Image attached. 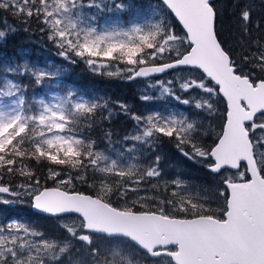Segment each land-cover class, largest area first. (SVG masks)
Returning <instances> with one entry per match:
<instances>
[{
    "label": "snow or ice",
    "instance_id": "snow-or-ice-1",
    "mask_svg": "<svg viewBox=\"0 0 264 264\" xmlns=\"http://www.w3.org/2000/svg\"><path fill=\"white\" fill-rule=\"evenodd\" d=\"M260 4L257 21L255 0H231L237 34L230 44L214 0H156L143 22L135 0H0V13L25 24L35 19L65 64L143 80L158 95L145 92L142 102L184 107L133 112L63 85L60 67L26 59L0 65V204L27 202L58 233L22 219L0 222V264H116L117 257L122 264H264ZM25 78L63 94L30 97ZM113 112L132 128L118 140L105 131L101 149L92 133ZM164 143L200 166L211 186L193 191L183 179H166L158 153ZM34 165L47 169L43 183ZM6 178L20 182L13 187Z\"/></svg>",
    "mask_w": 264,
    "mask_h": 264
},
{
    "label": "trees",
    "instance_id": "trees-1",
    "mask_svg": "<svg viewBox=\"0 0 264 264\" xmlns=\"http://www.w3.org/2000/svg\"><path fill=\"white\" fill-rule=\"evenodd\" d=\"M216 4L221 9L222 13L219 24L221 32L224 37L229 39L230 44H234L237 29L234 25V17L231 13V0H218ZM260 18V0H255L254 20L258 21ZM2 20V24H5L6 20V24H9L10 30L7 32L6 38L0 39V64L5 60L9 63H16L26 59L31 63L39 61L46 65H53L57 68L60 67L61 72L65 73L64 84H70L79 92L88 96H98L106 99L110 98L111 101H120L128 106L134 105L133 109H136L135 106L140 107L141 104L135 93L134 81H124L117 78H108L106 76L93 74L92 71L82 63L77 65L65 64L62 59L56 56V48L47 41L46 36L39 30L40 25L35 19H33L30 24H25L15 20L11 15L3 13ZM171 22L178 32H182V26L179 25L174 18ZM24 29L28 30L25 31ZM240 52L241 50L238 47L234 49V54L239 55ZM65 68L67 69L66 72ZM11 75L15 77L14 74ZM23 83L28 85L27 94L30 97L33 95L37 96L42 92L40 86L34 85L27 78L23 79ZM112 107L115 108V105L113 104ZM129 108L131 109L130 106ZM112 114L110 120L98 124L92 133L93 139H96L99 145L106 146L103 138L105 131H111L115 136L118 133L123 134L131 125V120L125 115H119L117 112L116 114L115 112ZM167 144L168 143H166V145ZM186 163L193 174L198 175V172L202 174L206 181L205 186H211L210 176L206 174L203 169L196 170L194 166L193 168L191 167V162ZM34 167L37 170V177L43 181L44 179L41 176V172L47 169L42 168L39 165H34ZM5 182H11L14 186L20 182V179L13 180L11 178H6ZM48 185L51 186V182H48ZM77 188L79 190L88 191V189L82 185H77ZM40 219L47 220L41 215Z\"/></svg>",
    "mask_w": 264,
    "mask_h": 264
},
{
    "label": "rangeland",
    "instance_id": "rangeland-1",
    "mask_svg": "<svg viewBox=\"0 0 264 264\" xmlns=\"http://www.w3.org/2000/svg\"><path fill=\"white\" fill-rule=\"evenodd\" d=\"M135 2L137 4L143 6V19L141 20V22H143V20L149 19L151 16V9H149L147 6L149 4L155 5L156 0H135ZM2 15H3V13H0V29L4 30L7 33L10 30V27H9V24H2L3 23L2 22L3 21ZM177 34H182V32L177 31ZM5 63L12 64V63H9L7 60H5L0 65H3ZM35 64H38L41 67H48L52 71H55L57 69V67H54L53 65H46V64H43L39 61L35 62ZM8 75H9L10 79L15 80V77L13 75H11V74H8ZM171 75L172 74H167V75H164L160 78L167 80V79L171 78ZM4 76H5V73H3L2 70H0V86H2ZM64 78H65V73H62V76L59 78L60 82L65 86L70 85L68 83L64 84ZM117 79H119V78H117ZM51 83H55V81H53ZM133 84L135 86V93H136L137 99L141 105H140V107L135 106L136 109H133L134 105H129L131 107V111L139 112V113L150 111V110H162V111L171 110V111H176V112L184 111L183 106L178 105L175 101H172V100L167 101V102H162V101H155V102H150V103L142 102L139 99L141 94L147 92V94L156 96V95H158V92L156 90L148 88L147 83L143 80H136L133 82ZM56 93L63 94V91H62V89H58V88H54V87H44V88H42V92L40 94H38L37 96L43 95L47 98V97L54 95ZM219 107L221 110H223L224 105L220 104ZM115 114H116V112H115ZM216 123L218 126L219 121H217ZM131 128H132V122H131V125L129 126V128L127 130H125V132L123 134L118 133L115 136L113 135V139L118 140L119 138L123 137L127 132H129L131 130ZM106 146L99 145V147L101 149H104ZM158 153L163 156V159L161 162V167L164 170V176L166 179H169V180H171L173 178L183 179L184 181L188 182L191 185L193 191H195L197 188H199L201 186L208 187V186H205L206 181H205L204 177L202 176V174L200 172H198L199 176L197 174H193L191 172V170H189L188 165L186 163V162H190V161H188L184 157H182L172 145H170V144L166 145V143L162 144L160 146V148L158 149ZM179 159L183 160V162H171L173 160L179 161ZM193 166L195 167L196 170L202 169L200 166L195 165L191 162V167L193 168ZM46 175H47V170H44L41 172V176L43 177V179H45ZM41 182L43 183L44 180L43 181L41 180ZM49 183H50V181H49ZM13 187H15V185ZM41 216L46 218L47 220H41L40 215H38V213L36 214V212L33 211V209L29 206V204L27 202L22 204V205H2V204H0V222H3V221L8 220L10 218L22 219L26 222H29L33 225L38 226L40 228V230L45 231L48 234L58 235L55 223L50 218L43 216V215H41ZM119 247L121 249H123V251L125 253L132 251L129 248V246L127 244H124V243H121L119 245ZM116 264H122L120 257L116 258ZM123 264H126V261L123 262ZM140 264H144V262L141 260Z\"/></svg>",
    "mask_w": 264,
    "mask_h": 264
},
{
    "label": "flooded vegetation",
    "instance_id": "flooded-vegetation-1",
    "mask_svg": "<svg viewBox=\"0 0 264 264\" xmlns=\"http://www.w3.org/2000/svg\"><path fill=\"white\" fill-rule=\"evenodd\" d=\"M171 161V160H170ZM162 162V161H161ZM171 162H183V160L179 159V161H171ZM207 186V185H206Z\"/></svg>",
    "mask_w": 264,
    "mask_h": 264
},
{
    "label": "water",
    "instance_id": "water-1",
    "mask_svg": "<svg viewBox=\"0 0 264 264\" xmlns=\"http://www.w3.org/2000/svg\"><path fill=\"white\" fill-rule=\"evenodd\" d=\"M41 214V213H40Z\"/></svg>",
    "mask_w": 264,
    "mask_h": 264
}]
</instances>
